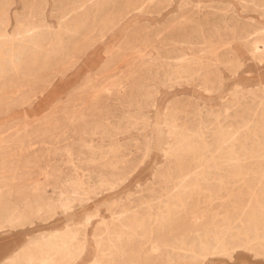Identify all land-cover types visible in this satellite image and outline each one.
Returning a JSON list of instances; mask_svg holds the SVG:
<instances>
[{
	"label": "rangeland",
	"instance_id": "1",
	"mask_svg": "<svg viewBox=\"0 0 264 264\" xmlns=\"http://www.w3.org/2000/svg\"><path fill=\"white\" fill-rule=\"evenodd\" d=\"M0 264H264V0H0Z\"/></svg>",
	"mask_w": 264,
	"mask_h": 264
},
{
	"label": "bare ground",
	"instance_id": "2",
	"mask_svg": "<svg viewBox=\"0 0 264 264\" xmlns=\"http://www.w3.org/2000/svg\"><path fill=\"white\" fill-rule=\"evenodd\" d=\"M136 11V10H135Z\"/></svg>",
	"mask_w": 264,
	"mask_h": 264
}]
</instances>
